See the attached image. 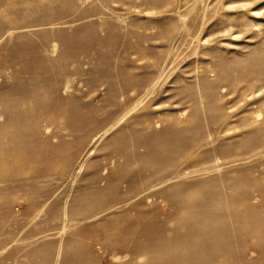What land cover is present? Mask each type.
Listing matches in <instances>:
<instances>
[{"label": "rangeland", "instance_id": "374dc122", "mask_svg": "<svg viewBox=\"0 0 264 264\" xmlns=\"http://www.w3.org/2000/svg\"><path fill=\"white\" fill-rule=\"evenodd\" d=\"M0 264H264V0H0Z\"/></svg>", "mask_w": 264, "mask_h": 264}]
</instances>
